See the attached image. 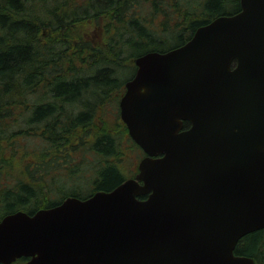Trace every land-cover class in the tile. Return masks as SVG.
I'll use <instances>...</instances> for the list:
<instances>
[{
  "label": "water",
  "instance_id": "water-1",
  "mask_svg": "<svg viewBox=\"0 0 264 264\" xmlns=\"http://www.w3.org/2000/svg\"><path fill=\"white\" fill-rule=\"evenodd\" d=\"M134 65L118 107L136 175L5 215L0 264H256L234 250L264 229V0Z\"/></svg>",
  "mask_w": 264,
  "mask_h": 264
},
{
  "label": "trees",
  "instance_id": "trees-1",
  "mask_svg": "<svg viewBox=\"0 0 264 264\" xmlns=\"http://www.w3.org/2000/svg\"><path fill=\"white\" fill-rule=\"evenodd\" d=\"M239 11L240 0H0V220L124 182L122 162L140 150L118 107L134 59ZM107 108L113 128L96 124ZM31 139L40 148L16 142ZM234 253L264 264V229Z\"/></svg>",
  "mask_w": 264,
  "mask_h": 264
},
{
  "label": "rangeland",
  "instance_id": "rangeland-1",
  "mask_svg": "<svg viewBox=\"0 0 264 264\" xmlns=\"http://www.w3.org/2000/svg\"><path fill=\"white\" fill-rule=\"evenodd\" d=\"M97 34H98V32L95 31L94 35L96 36ZM124 90H125V88H124ZM123 93H124V91H123ZM107 111L108 112L105 114V123L97 121L96 124L99 127L101 125H103L104 127L113 128L112 123L114 120V116L111 115L110 108H107ZM98 122H99V124H98ZM5 125H6L5 122H1L0 123V130L3 129ZM16 142L22 147H24L26 144L28 147L40 148L39 143L37 142V140H34V139L27 140V142L25 140H18ZM5 145H6V143H5ZM143 156H144V154L141 150L137 149V152H135V153L130 152L128 150L127 155L125 157V160L122 162V170L124 171L125 178H127V179L132 178L137 173L138 163L142 159ZM87 172L88 171H85V173H87Z\"/></svg>",
  "mask_w": 264,
  "mask_h": 264
},
{
  "label": "flooded vegetation",
  "instance_id": "flooded-vegetation-1",
  "mask_svg": "<svg viewBox=\"0 0 264 264\" xmlns=\"http://www.w3.org/2000/svg\"><path fill=\"white\" fill-rule=\"evenodd\" d=\"M135 71H136V69H135ZM134 75H135V72H134V74H133V76L130 78V79H132L133 77H134ZM190 126V124L188 123V127ZM187 127V128H188ZM145 198V197H144ZM12 264H14V263H12Z\"/></svg>",
  "mask_w": 264,
  "mask_h": 264
},
{
  "label": "bare ground",
  "instance_id": "bare-ground-1",
  "mask_svg": "<svg viewBox=\"0 0 264 264\" xmlns=\"http://www.w3.org/2000/svg\"><path fill=\"white\" fill-rule=\"evenodd\" d=\"M62 47V46H61ZM56 49V48H55ZM58 52V51H57Z\"/></svg>",
  "mask_w": 264,
  "mask_h": 264
}]
</instances>
